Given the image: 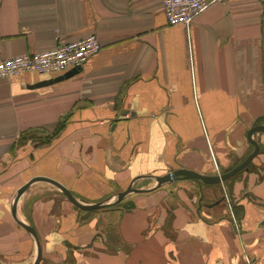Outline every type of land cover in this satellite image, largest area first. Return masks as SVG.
I'll return each mask as SVG.
<instances>
[{"label":"crops","instance_id":"crops-1","mask_svg":"<svg viewBox=\"0 0 264 264\" xmlns=\"http://www.w3.org/2000/svg\"><path fill=\"white\" fill-rule=\"evenodd\" d=\"M90 34L101 49L73 76L0 79V261L33 264L35 241L10 204L45 176L87 203L129 184L145 191L82 210L47 182L29 185L16 213L37 234L38 264H264V132L247 169L221 183L152 178L221 173L252 150L247 131L264 125V3H212L186 27L167 22L162 0H0L4 58Z\"/></svg>","mask_w":264,"mask_h":264},{"label":"built area","instance_id":"built-area-1","mask_svg":"<svg viewBox=\"0 0 264 264\" xmlns=\"http://www.w3.org/2000/svg\"><path fill=\"white\" fill-rule=\"evenodd\" d=\"M227 0H162L163 12L169 24L188 27L194 16L212 3ZM264 3V0H259ZM101 49L95 34L59 42L55 47L33 53L18 54L4 58L0 54V79L24 71L50 72L81 66L86 57Z\"/></svg>","mask_w":264,"mask_h":264},{"label":"water","instance_id":"water-1","mask_svg":"<svg viewBox=\"0 0 264 264\" xmlns=\"http://www.w3.org/2000/svg\"><path fill=\"white\" fill-rule=\"evenodd\" d=\"M80 68H81V66L72 67V68L66 70L61 75L57 76L56 78L41 82V85L52 84V83L61 81L63 79H67V78L77 74L80 71ZM257 132H264V125L263 124H255L248 129L247 140L251 143L252 150L237 165H235V166H233L227 170H224L221 173H217V174H204V173H200V172H197L194 170L179 168V169L173 170L171 172L165 173L163 175L152 176V178L155 181L153 188L159 187V186L166 184V183H170V182L177 180V179H191V180H196V181L204 183V184H217V183H221V182L227 180L228 178L234 176L236 173H238L242 169L246 170L249 163L259 153V144L255 139L252 138V135L257 133ZM36 181H43V182H47V183L53 185L58 190H60L63 193V195L71 203H73L75 206H77L79 209H82V210L99 209V208H102V207H105L108 205L118 203L128 193L145 191L142 189L134 188L131 184H129L124 190L117 192L113 196L112 200L109 199L107 201L105 200L102 202L87 203L85 201H82V200L75 198L73 196V194L71 193V191L67 187H65L63 184L58 182L57 180H54L52 178L45 177V176H34V177L30 178L25 183H23L21 186H19L16 189L15 193L13 194V197L11 199V204H10V212H11V215H12L13 219L15 220V222L19 226L24 228L27 232H29V234H31V236L33 237V239L35 241L36 257H35L33 264H38L40 261V258H41L40 241L37 237V234H36L34 228L31 225L23 222L21 219L18 218L17 213H16V208H17V203H18L21 195L23 194V192L29 187V185H31L32 183H34ZM0 264H4V263L0 261Z\"/></svg>","mask_w":264,"mask_h":264},{"label":"trees","instance_id":"trees-1","mask_svg":"<svg viewBox=\"0 0 264 264\" xmlns=\"http://www.w3.org/2000/svg\"><path fill=\"white\" fill-rule=\"evenodd\" d=\"M59 129H60V127H59L57 130H59ZM33 131H34V133H31V134L28 133V134L31 135V136H32V135H33V136H36V138H38V136L36 135L38 131H37V130H33ZM40 132H41V131H40ZM52 135H53V134H52ZM52 135H51V136H48V138H47L46 141H48L49 137H52ZM40 141H41V139H40Z\"/></svg>","mask_w":264,"mask_h":264},{"label":"rangeland","instance_id":"rangeland-1","mask_svg":"<svg viewBox=\"0 0 264 264\" xmlns=\"http://www.w3.org/2000/svg\"><path fill=\"white\" fill-rule=\"evenodd\" d=\"M190 180V179H189Z\"/></svg>","mask_w":264,"mask_h":264}]
</instances>
